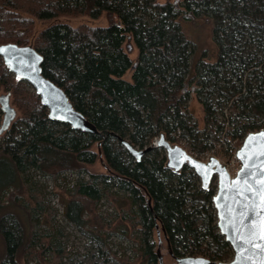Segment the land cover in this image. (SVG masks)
<instances>
[{
  "label": "trees",
  "instance_id": "1",
  "mask_svg": "<svg viewBox=\"0 0 264 264\" xmlns=\"http://www.w3.org/2000/svg\"><path fill=\"white\" fill-rule=\"evenodd\" d=\"M179 3L0 0V45L32 42L43 59L42 75L105 136L50 121L39 97L0 59V94L9 95L19 113L0 135V264L35 257L39 264H65L70 257L41 180L33 181H55L64 173L83 176L62 194L65 222L94 242L98 255L111 237L133 243V259L106 250L114 264H159L161 246L156 237L154 250L152 240L156 226L174 258L231 260L232 250L216 227V185L202 190L190 169L166 170L162 149L136 162L113 136L143 150L164 134L198 158L216 150L227 159L249 132L264 128V0ZM60 16L104 17L107 25L54 22L36 31L38 22ZM201 16L212 21L217 59L200 61L192 74L193 45L178 19ZM190 94L203 109L202 131L186 106ZM1 119L0 111V124ZM96 163L104 172L90 169ZM102 202L112 212L100 213Z\"/></svg>",
  "mask_w": 264,
  "mask_h": 264
},
{
  "label": "water",
  "instance_id": "2",
  "mask_svg": "<svg viewBox=\"0 0 264 264\" xmlns=\"http://www.w3.org/2000/svg\"><path fill=\"white\" fill-rule=\"evenodd\" d=\"M129 40L130 38H128ZM127 49L130 51L131 46L127 45ZM0 59L17 82L26 83L39 97L41 105L47 110V118L50 121L66 125L73 131L105 137L81 113L74 109L66 94L57 85L42 75L41 64L43 59L34 50L32 42L24 46L13 43L0 45ZM0 111L3 113L0 125L1 135L16 118V113L10 106L9 95L0 96ZM261 134H264V128L249 132L235 150L233 158L240 165V168L233 177L228 171V165L220 162L217 157L209 156L205 161L199 160L183 147L170 143L164 134H161L154 144L143 150L132 147L127 141L113 134L136 162H139L142 156L151 149H162L166 158L164 166L166 170L179 174L183 169H190L199 179L202 190L209 189L212 183L216 185V191L212 197L216 227L219 234L229 244L232 250V259L228 262L216 263L201 257L174 258L168 247V254L173 259L172 264H260V248L252 247L251 243L245 244L240 237L241 232L247 237V230L241 228V224H248L253 220L254 213L261 211L259 207H254V204L259 205L260 203L259 197L254 196V193L261 187L256 181L264 178V167L261 166V162H264V155H259L261 152L260 142L250 144V138L260 137ZM97 148L100 163L105 167L100 154V143L97 144ZM243 153L248 154L247 163L253 173L248 182L252 184L253 190L237 195L235 192L236 185L233 182L243 181L245 177L242 176V173H247L245 160L241 159ZM214 164L215 166H213ZM223 173H226V177ZM241 187L244 185L241 184ZM246 196L252 197V199L247 201L249 207L244 210L245 216L241 220V206L246 202ZM148 205L150 206V201ZM236 229L240 230L237 231ZM160 232L156 226L158 245L161 243ZM256 243H261V241L256 240ZM159 248L157 250L158 262L163 264Z\"/></svg>",
  "mask_w": 264,
  "mask_h": 264
},
{
  "label": "rangeland",
  "instance_id": "3",
  "mask_svg": "<svg viewBox=\"0 0 264 264\" xmlns=\"http://www.w3.org/2000/svg\"><path fill=\"white\" fill-rule=\"evenodd\" d=\"M159 2H165L167 0H158ZM171 2H181V0H169ZM180 4V3H179ZM54 22L63 23L70 25L71 27H77L79 25H88V26H96V27H105L107 25L106 19L101 17L99 19H91L88 16H60L56 19L46 22H38L36 24V31L44 29L45 27L51 25ZM178 23L181 27L183 35L191 41L193 45V53L190 60V71L193 74L196 64L200 61L206 62H214L217 59V50L216 46L212 41V28L213 24L210 18L201 16L199 18H190L185 20L180 17L178 19ZM128 53L131 54L132 57L135 56V50L133 48L128 50ZM2 93V92H0ZM5 94H0V96H4ZM10 106L14 109L16 116L19 115L18 111L14 108L10 100ZM188 111L190 112L191 119L197 124L198 129L202 131L205 129L204 125V115L202 106L195 100L193 94H190L189 101L187 103ZM227 113V112H225ZM2 122V119H1ZM1 125V124H0ZM186 144L185 140L181 141ZM179 146V145H178ZM185 148L183 144L180 145ZM218 147L217 149H219ZM186 149V148H185ZM187 150V149H186ZM215 152H207L201 155L200 160L205 161L209 156L217 157L220 162L228 164L233 158H224L223 156L215 155ZM96 172H104V168L96 163L93 167L90 168ZM77 177V178H76ZM83 176H78L77 174L72 173H64L60 175L57 180L49 179H41L40 177H35L33 181H37L40 179L41 182L38 183L41 187V193L45 197V202L47 201L52 209V215H55V225H58L57 229H61L63 237L61 239V243H63L66 250L71 253L70 257L65 259V264H114V262L110 259L109 253L114 254L116 257H122L124 253L126 257L131 259L134 258L133 252V243L128 242L125 239L119 237H111L108 240L107 247H101L98 255L97 246L94 242L87 239L82 232L77 230L73 225L65 222L63 218V205H62V194L67 191L68 187H70L78 178H82ZM215 184V183H214ZM99 212H112V208H109L107 204L102 202L99 205ZM21 215L20 222L23 226L26 225L25 217L22 212H19ZM53 224V222H52ZM54 228V226H53ZM151 240V239H150ZM153 247L155 250L156 236L153 235ZM160 255L163 260V264H172L173 260L168 254L167 245L165 240L161 235V243H160ZM108 249V250H107ZM107 250V251H106ZM106 251L105 254L103 255ZM232 259V258H231ZM40 258L35 257L29 259L28 263L24 260L19 261L18 264H39ZM132 261V260H131Z\"/></svg>",
  "mask_w": 264,
  "mask_h": 264
},
{
  "label": "snow or ice",
  "instance_id": "4",
  "mask_svg": "<svg viewBox=\"0 0 264 264\" xmlns=\"http://www.w3.org/2000/svg\"><path fill=\"white\" fill-rule=\"evenodd\" d=\"M256 142H260L261 145V152L259 153V155H264V134H261L260 137L250 138V144ZM247 155H248L247 153H243L241 155V159L245 160V169L247 170L246 174L242 173V176H244L245 178L243 179V181L233 182L236 185L235 192L237 195H239L240 193L252 192L253 190L252 184H249L248 182L249 179L252 178L253 173L249 169V165L246 159ZM213 166H215V164ZM261 166L264 167V162H261ZM223 175H225L226 177V173H223ZM256 183L261 185V187L257 189V191L254 193V196L259 197L260 203L259 205L254 204V207H259L261 211L255 212L253 220H251L248 224L246 225L241 224V228L247 230V237H245L243 232H241L240 238L244 241L245 244L251 243L252 247L260 248L261 250L260 264H264V178L260 179L259 181H256ZM241 184H243L244 187H241ZM249 199H252V197L246 196L245 197L246 202L241 206L242 207V211L240 212L241 220L245 216L244 210L249 207L247 203ZM236 230L239 231L240 229H236ZM256 240L261 241V243H256Z\"/></svg>",
  "mask_w": 264,
  "mask_h": 264
},
{
  "label": "built area",
  "instance_id": "5",
  "mask_svg": "<svg viewBox=\"0 0 264 264\" xmlns=\"http://www.w3.org/2000/svg\"><path fill=\"white\" fill-rule=\"evenodd\" d=\"M227 165H228V171H229L230 175L232 177L235 176L237 170L240 168V165L238 163H236V161L234 159H232ZM62 213H63V211H62Z\"/></svg>",
  "mask_w": 264,
  "mask_h": 264
},
{
  "label": "flooded vegetation",
  "instance_id": "6",
  "mask_svg": "<svg viewBox=\"0 0 264 264\" xmlns=\"http://www.w3.org/2000/svg\"><path fill=\"white\" fill-rule=\"evenodd\" d=\"M2 118H3V113H2ZM161 231V230H160ZM161 235H162V237H163V239L165 240V236H164V234H163V232L161 231L160 232V239H161ZM156 237H157V240H158V236H157V233H156ZM167 243V242H166ZM159 248V247H158ZM158 248H157V250H158ZM167 250H168V245H167ZM173 260V259H172Z\"/></svg>",
  "mask_w": 264,
  "mask_h": 264
},
{
  "label": "bare ground",
  "instance_id": "7",
  "mask_svg": "<svg viewBox=\"0 0 264 264\" xmlns=\"http://www.w3.org/2000/svg\"><path fill=\"white\" fill-rule=\"evenodd\" d=\"M165 136V135H164ZM185 149V148H184ZM152 150V149H151ZM145 155V154H144Z\"/></svg>",
  "mask_w": 264,
  "mask_h": 264
}]
</instances>
